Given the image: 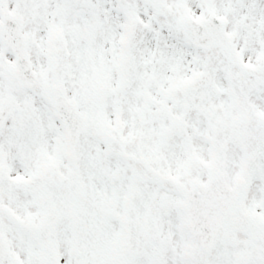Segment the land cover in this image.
I'll list each match as a JSON object with an SVG mask.
<instances>
[{
    "label": "snow or ice",
    "instance_id": "obj_1",
    "mask_svg": "<svg viewBox=\"0 0 264 264\" xmlns=\"http://www.w3.org/2000/svg\"><path fill=\"white\" fill-rule=\"evenodd\" d=\"M0 264H264V0H0Z\"/></svg>",
    "mask_w": 264,
    "mask_h": 264
}]
</instances>
